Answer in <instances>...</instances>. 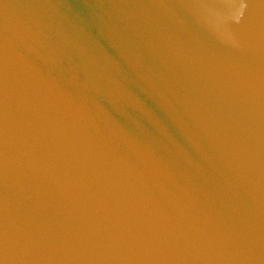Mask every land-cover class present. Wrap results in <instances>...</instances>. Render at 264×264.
I'll use <instances>...</instances> for the list:
<instances>
[{
    "label": "water",
    "instance_id": "95a60500",
    "mask_svg": "<svg viewBox=\"0 0 264 264\" xmlns=\"http://www.w3.org/2000/svg\"><path fill=\"white\" fill-rule=\"evenodd\" d=\"M0 264H264V0H0Z\"/></svg>",
    "mask_w": 264,
    "mask_h": 264
}]
</instances>
